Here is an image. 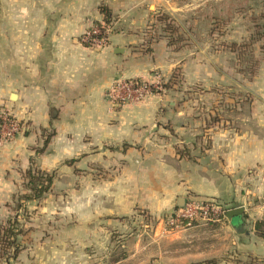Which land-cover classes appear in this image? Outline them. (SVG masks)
Returning a JSON list of instances; mask_svg holds the SVG:
<instances>
[{
	"label": "crops",
	"instance_id": "1",
	"mask_svg": "<svg viewBox=\"0 0 264 264\" xmlns=\"http://www.w3.org/2000/svg\"><path fill=\"white\" fill-rule=\"evenodd\" d=\"M148 4L0 0V108L6 106L30 129L0 146V204L19 173L34 165L33 158L50 167L62 160L72 140V154H85L91 171L112 173L105 186L136 189L120 200L107 196L108 215L146 209L163 215V221L180 207L179 198L193 194L215 198L228 209L244 207L228 218L239 229L246 220L264 218V94L248 107L227 105L237 115L222 118L206 150L197 136L201 123L184 115V106L170 95L153 94L123 106L109 99L107 90L118 79L168 77L185 64L182 53L148 29L153 15ZM102 6L110 11L111 30L108 43L99 48L83 36L105 22ZM50 126L56 134L37 155L34 145ZM65 233L59 231L62 240L55 242L60 250L52 248V240L41 242V235L39 243L31 239L16 264H77L81 233L72 239Z\"/></svg>",
	"mask_w": 264,
	"mask_h": 264
},
{
	"label": "rangeland",
	"instance_id": "2",
	"mask_svg": "<svg viewBox=\"0 0 264 264\" xmlns=\"http://www.w3.org/2000/svg\"><path fill=\"white\" fill-rule=\"evenodd\" d=\"M148 9L153 13L148 28L153 30V35L165 34L160 15H165L163 21L178 25L184 41L176 45L178 48L171 46L185 57L184 66L178 64L172 71L177 72V77L171 86L165 87V84L172 74L162 76L163 89H153L151 95L168 94L183 105L184 115L201 123L197 136L201 137L200 147L206 150L213 143L218 126H222V118L237 115L227 111V105L239 102L248 107L256 95L264 94V0H149ZM0 47H4L2 41ZM1 48L0 54H3ZM252 62H255L256 73L251 76ZM0 112L6 118L13 115L6 106L0 108ZM19 128L20 132L8 139L30 130L24 121ZM45 129L54 131L51 142L56 130L52 126ZM41 135L42 141L34 147L44 145L43 130ZM72 147L71 140L62 160L47 168L33 158L35 167L54 174L52 187L42 198L23 201L16 209L17 197L25 191L24 171L19 173L11 194L1 201L0 225L15 217L23 229L16 238L21 247L19 253L26 244L39 243L41 236V242L52 240L54 245L62 240L59 231H66L69 239L81 233L77 264L264 262V239L257 235L254 219L244 221L240 229L227 217L219 222L171 228L165 217L162 221L163 215L158 217L146 209L123 215L106 214L103 200L107 196L120 200L136 189L105 186L104 181L111 179L112 173L91 171L88 157L72 154ZM56 245L52 248L60 250ZM13 249L9 248L8 257L0 253V264H16L19 253L14 256ZM67 250L72 251V247Z\"/></svg>",
	"mask_w": 264,
	"mask_h": 264
},
{
	"label": "built area",
	"instance_id": "3",
	"mask_svg": "<svg viewBox=\"0 0 264 264\" xmlns=\"http://www.w3.org/2000/svg\"><path fill=\"white\" fill-rule=\"evenodd\" d=\"M111 26L105 22L92 25L83 36V40L91 46L104 47L108 43ZM163 78L154 75L152 80L118 79L109 87L107 95L116 105L123 106L130 102H137L147 98L153 93V89H163ZM1 126L0 146L8 137L20 132L19 124L14 119L4 117ZM228 207L215 198H201L188 196L184 205L166 217V223L171 228L191 226L197 222H219L226 217ZM185 223V224H184Z\"/></svg>",
	"mask_w": 264,
	"mask_h": 264
},
{
	"label": "trees",
	"instance_id": "4",
	"mask_svg": "<svg viewBox=\"0 0 264 264\" xmlns=\"http://www.w3.org/2000/svg\"><path fill=\"white\" fill-rule=\"evenodd\" d=\"M101 10L105 16V23L110 22L111 16H110L109 9L106 8L105 6H102ZM164 16L165 15H163V17H162V15H160L159 21H160V23L164 22L163 23V25H164L163 30H164L165 34L164 35H157V36L154 34L153 36H154V38L165 37L168 40L170 45L174 46L175 48H178L176 45L178 43L184 41V38L182 37L183 35H181L179 33L180 31H179L178 25H175L171 21H167V22L163 21V20H165ZM151 31H153V30L151 29ZM252 63L253 64L250 65L251 76L256 73V67L254 65L255 62H252ZM176 77H177V72L172 73L171 79L169 80V82H167L165 84V87L171 86V84L174 82V80H176L175 79ZM133 80L138 81V80H140V78H135ZM7 119H14L20 125L23 122L22 120H18L13 115H9V117H7ZM4 120L5 119L2 116V113L0 112V130H1V126L4 122ZM53 134H54V131L48 132L46 129H43L44 145L41 148L34 147L33 149L36 150L38 153L42 152L45 149V147H47L49 140ZM23 176L24 177H23L22 185H23L25 191L23 193H19V195L17 197V201H16V209H18L19 207L22 206L23 201H29V200H33V199L42 198L44 196V194L50 190V188L52 187V184H53V180H54V174L53 173H51L47 170H40L38 167H35V165H31L24 172ZM19 225H20L19 220H18V218H15V217L7 220L3 225H0V227H2L1 229H3V234L1 236L0 253L6 254L7 257L10 254L9 248H14L12 251V254H14V256H16L21 249L19 243L16 240L19 232L23 233V229H21V227H19ZM17 230H18V232H16ZM255 231L257 232V235L259 237L264 239V218L258 219L255 222ZM252 264H264V262H260V261L255 260V261H253Z\"/></svg>",
	"mask_w": 264,
	"mask_h": 264
},
{
	"label": "water",
	"instance_id": "5",
	"mask_svg": "<svg viewBox=\"0 0 264 264\" xmlns=\"http://www.w3.org/2000/svg\"><path fill=\"white\" fill-rule=\"evenodd\" d=\"M184 198H179L178 200V204L179 206H183L184 205ZM244 207H235V208H232V209H228L225 213L226 217L229 218V219H232L234 218L235 216H238L240 214L243 213L244 211Z\"/></svg>",
	"mask_w": 264,
	"mask_h": 264
}]
</instances>
